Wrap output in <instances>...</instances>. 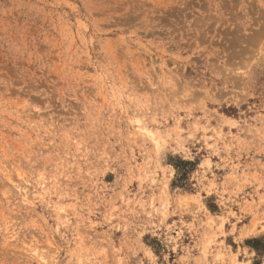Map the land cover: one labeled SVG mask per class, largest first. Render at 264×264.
<instances>
[{"label": "rangeland", "instance_id": "obj_1", "mask_svg": "<svg viewBox=\"0 0 264 264\" xmlns=\"http://www.w3.org/2000/svg\"><path fill=\"white\" fill-rule=\"evenodd\" d=\"M0 264H264V0H0Z\"/></svg>", "mask_w": 264, "mask_h": 264}]
</instances>
